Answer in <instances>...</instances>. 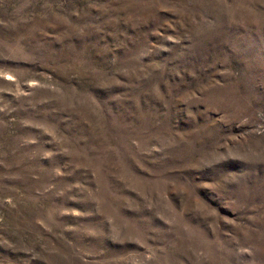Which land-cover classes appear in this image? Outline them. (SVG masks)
I'll return each instance as SVG.
<instances>
[{
  "label": "rangeland",
  "instance_id": "obj_1",
  "mask_svg": "<svg viewBox=\"0 0 264 264\" xmlns=\"http://www.w3.org/2000/svg\"><path fill=\"white\" fill-rule=\"evenodd\" d=\"M0 264H264V0H0Z\"/></svg>",
  "mask_w": 264,
  "mask_h": 264
}]
</instances>
